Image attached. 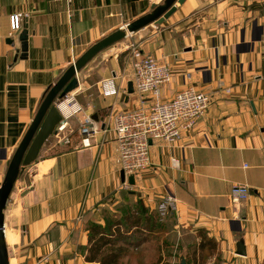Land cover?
Listing matches in <instances>:
<instances>
[{
    "label": "crops",
    "instance_id": "crops-1",
    "mask_svg": "<svg viewBox=\"0 0 264 264\" xmlns=\"http://www.w3.org/2000/svg\"><path fill=\"white\" fill-rule=\"evenodd\" d=\"M162 3L0 0V187L49 87L93 45ZM177 7L163 24L118 43L116 56L106 63L99 55L80 73L74 95L102 131L92 147L83 148L79 119L73 118L72 144L56 146L51 139L21 175L5 210L9 264H98L86 260L90 225L105 226L108 216L138 202L149 215L159 216L162 231L171 224L166 236L174 235L172 245L166 244L168 237L150 244L149 237L162 231L139 229L140 244L129 246L147 255L145 264H181L182 257L196 264L186 252L176 254L182 235L198 237L199 231L218 244L221 264H264V0H186ZM14 14L28 15L26 58H21L22 30L10 36ZM131 42L173 69L164 102L187 86L213 100L181 141L151 144V165L135 176L133 186L130 175L122 181L116 135L103 125L111 114L138 106L137 95L127 94L133 73L125 48ZM120 52L126 54L125 64ZM108 80L120 88L117 96L103 95ZM237 184L249 186L251 194L234 205L230 193ZM167 198L175 204L163 219L158 207ZM239 241L245 256L236 254Z\"/></svg>",
    "mask_w": 264,
    "mask_h": 264
},
{
    "label": "built area",
    "instance_id": "built-area-1",
    "mask_svg": "<svg viewBox=\"0 0 264 264\" xmlns=\"http://www.w3.org/2000/svg\"><path fill=\"white\" fill-rule=\"evenodd\" d=\"M162 0H159L161 2ZM28 15L14 14L10 17L11 34L14 36L24 28ZM131 36V35H130ZM125 51L133 73V85L137 95L138 106L134 109L120 110L111 114L106 126H111L119 145L121 171L126 175L136 176L151 165L150 148L156 142L174 144L182 140L184 134L192 131L200 118L208 111L212 96L187 86L172 99L163 101V89L173 78V69L160 62L155 56L147 54L136 43H129ZM191 74L186 75L190 82ZM103 95L117 96L120 88L114 80L103 85ZM230 93V89H226ZM62 121L56 127L52 140L56 146H70L75 134L71 127L73 118L79 119L78 135L81 146L90 148L94 145L96 135L102 131L101 125L93 115L86 113L74 93L68 95L57 104ZM128 189V183H124ZM251 194L247 185L237 184L232 187L231 199L234 205L246 201ZM175 204L174 199H165L158 207L164 219Z\"/></svg>",
    "mask_w": 264,
    "mask_h": 264
},
{
    "label": "water",
    "instance_id": "water-1",
    "mask_svg": "<svg viewBox=\"0 0 264 264\" xmlns=\"http://www.w3.org/2000/svg\"><path fill=\"white\" fill-rule=\"evenodd\" d=\"M160 5L153 4L151 12L133 21L121 29L104 37L101 41L88 49L72 66H70L62 77L47 90L40 109L33 120L29 131L24 137L21 145L8 163V169L4 182L0 187V264H9V253L5 235V210L16 184L27 168L34 165L41 154L43 147L49 143L55 134L56 127L62 121V116L57 108V101L65 99L68 95L76 92L80 87V73L89 68L90 64L104 51L114 47L130 35L137 33L150 25H161L171 18L177 11L178 5H183L186 0H162ZM21 42V58L27 57L29 48V25L19 34ZM135 93L133 82L127 84L128 96ZM122 181L125 182L126 174L121 172ZM129 185L135 184V176L129 177ZM31 189L27 190L29 192ZM26 194V193H25ZM236 254L246 255L243 241L236 245ZM181 264H187L182 257Z\"/></svg>",
    "mask_w": 264,
    "mask_h": 264
},
{
    "label": "trees",
    "instance_id": "trees-1",
    "mask_svg": "<svg viewBox=\"0 0 264 264\" xmlns=\"http://www.w3.org/2000/svg\"><path fill=\"white\" fill-rule=\"evenodd\" d=\"M148 213L138 202L134 208L131 205L123 206L120 213L111 217L108 216L105 220V226L96 223L91 224L87 262L120 264L131 252L129 245L136 247L140 244L141 231L139 229H149L151 233L161 232L164 229V223L156 214L149 215ZM132 230L135 231L132 232ZM198 237L202 239L199 245L200 250L204 251L208 246L217 244L202 231L198 232Z\"/></svg>",
    "mask_w": 264,
    "mask_h": 264
},
{
    "label": "rangeland",
    "instance_id": "rangeland-1",
    "mask_svg": "<svg viewBox=\"0 0 264 264\" xmlns=\"http://www.w3.org/2000/svg\"><path fill=\"white\" fill-rule=\"evenodd\" d=\"M150 28H151V25H150ZM131 40L129 39L128 41H131ZM125 41H127V40L125 39V40L121 41L120 43H123ZM115 47H116V45L114 47L104 51V53H101L100 56H99L98 61H100L102 63H106L109 58H111L113 56H116L117 49H115ZM124 48H125V46L124 47H121V46L119 47V49H121V50L124 49ZM119 55H122L120 60H121V62L123 60V63L125 64L126 54H123L122 52H120ZM170 226H171V224L166 223V228H165V231H162V236L160 234L159 237H156V235H154L152 238L150 237V242H151L150 244H154L156 242V240H160L161 241L162 239H165V237H168L166 235H168V233H170V228H171ZM181 238L183 239V243L181 242V248L178 251V253L176 254V255H178L177 256L178 258L180 256V254H183V253L186 252L187 255H188L189 260L190 261H192V260L194 261L195 260L196 264H221V262H222V253H221V250L219 249L218 244L208 246V248L203 251V250L197 249L198 245L201 243L200 240L202 241V239L200 237H199V240L197 241L198 237L193 236L191 234H188V232H187V235H184V236L182 235ZM166 240H167L166 244L168 243L167 245H170V244L172 245V242L174 241V235H172V233H171ZM167 252H168V250H167ZM195 253H196V256H195ZM168 254L170 256L173 255L172 253L170 254L168 252L167 256H168ZM145 256H147V255H145V253H143L142 251H131L128 254V256L125 259H123L124 262L122 261V262H120V264H126V263L127 264H145L143 262L144 261L143 259H144ZM148 256L150 258L154 257V256H152L150 254ZM176 264H178V261H177Z\"/></svg>",
    "mask_w": 264,
    "mask_h": 264
},
{
    "label": "bare ground",
    "instance_id": "bare-ground-1",
    "mask_svg": "<svg viewBox=\"0 0 264 264\" xmlns=\"http://www.w3.org/2000/svg\"><path fill=\"white\" fill-rule=\"evenodd\" d=\"M10 242L14 241L13 236H9Z\"/></svg>",
    "mask_w": 264,
    "mask_h": 264
}]
</instances>
